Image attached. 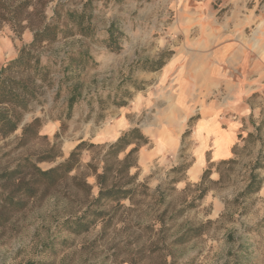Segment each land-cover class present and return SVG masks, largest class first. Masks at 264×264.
Masks as SVG:
<instances>
[{"label": "rangeland", "instance_id": "374dc122", "mask_svg": "<svg viewBox=\"0 0 264 264\" xmlns=\"http://www.w3.org/2000/svg\"><path fill=\"white\" fill-rule=\"evenodd\" d=\"M87 1L53 0L42 8L33 0L22 13L23 29L13 27L8 10L0 9V69L31 43L42 22L50 21L57 2L81 11ZM86 14L94 27L91 37H60L40 49L43 64L49 59L51 87H43L42 103L33 104L20 127L0 140V172L52 147L57 157L38 163L42 170L63 162L80 142L94 148L82 153L81 168L49 194L22 210L4 211L0 264H264V203L259 192L241 195L255 164L254 173L264 183V129L255 132L264 119V93L248 98L254 111L237 128L229 157L209 162L205 145L208 162L201 175L194 181L187 172L200 148L196 131L202 104L225 100L218 90L208 91L204 80L216 50L210 44H225L231 35L241 40L264 27V0L94 1ZM112 23L117 51L104 45ZM163 52L170 54L160 70H139ZM69 56L74 57L70 65ZM196 73L202 85L208 84L201 98ZM71 89L79 97L66 117ZM119 100L126 105L115 106ZM35 118L41 120L38 137L20 145L22 126ZM131 128L149 140L130 169L147 189L120 205L91 204L99 189L85 165L100 172L106 146ZM73 176L85 177L89 194L75 186ZM4 186L0 181V189ZM203 188L207 192L199 198ZM89 209L102 211V217L87 232L74 233L70 220ZM197 227L199 235L180 239Z\"/></svg>", "mask_w": 264, "mask_h": 264}, {"label": "trees", "instance_id": "16d2710c", "mask_svg": "<svg viewBox=\"0 0 264 264\" xmlns=\"http://www.w3.org/2000/svg\"><path fill=\"white\" fill-rule=\"evenodd\" d=\"M36 1L38 5L44 8L47 3L53 0ZM94 1L120 3L123 0H88L81 11L67 8L62 3L57 2L50 21L47 23L42 22L34 30L31 43L23 45L19 49L17 57L0 69V140L7 138L20 127L24 115L31 111L33 104L42 103L41 90L43 87H51L49 82V59L47 58L46 64H43L40 49L51 46V43L60 37L67 38L74 34L91 37L94 34V27L89 22L86 14V10ZM32 3L33 0H0V9L8 10L10 14L9 21H11L13 27L17 25L20 29H23L27 25L22 24L24 21L22 20V13ZM115 32L112 23L104 39L105 47L111 51L119 49V44L114 38ZM169 54L163 52L156 60L142 62L139 70H160ZM78 56L81 59L89 57L86 54H78ZM67 61L70 65L74 61V57L69 56ZM59 91L58 87L56 95L59 94ZM68 95L66 117H70L79 97L74 89H71ZM114 103L117 107L126 105L123 100ZM40 126L41 120L38 118L24 124L19 144L24 146L32 139L37 138ZM263 129L264 119L255 127V132L259 133ZM252 137V134L248 135V138ZM148 143V138L138 128H131L123 132L113 143L106 146L100 158L102 163L100 172L90 163L85 165V168L90 170L89 175L95 178L99 189L98 196L92 200L91 204L101 206L114 203L120 205L122 201H132L133 195L140 188L147 189L145 184L137 182L136 174L130 175V169L137 166L138 151ZM91 148H94V146L80 142L63 162L50 169L42 170L37 166L38 163L51 162L57 157L53 154L52 147L47 152L37 156L35 160L32 157L22 158L13 169L0 172V181L6 184L0 189V217H3L2 215H4L6 209L22 210L30 200L43 197L57 188L64 180L69 178L72 172L81 168V155ZM120 154H124L122 159H119ZM257 168H259L258 164H255L250 170L248 183L241 193L242 196L253 195L260 191L262 179H259L254 173ZM209 174V169L203 172L200 183L196 185L197 188L201 189ZM71 180L74 181L79 190L86 194L90 193L91 187L86 183L85 177L79 180L76 176H73ZM206 192L207 189L203 188L199 198ZM102 215L103 212L100 210L89 209V211L83 212L81 216L70 220L69 223L74 227V233L81 234L87 232ZM262 222H264V218ZM199 231L200 227L189 228L182 233L180 239L184 236H197L200 233Z\"/></svg>", "mask_w": 264, "mask_h": 264}, {"label": "crops", "instance_id": "0c3cea01", "mask_svg": "<svg viewBox=\"0 0 264 264\" xmlns=\"http://www.w3.org/2000/svg\"><path fill=\"white\" fill-rule=\"evenodd\" d=\"M210 46L216 50L212 55V66L204 80H209L208 91L218 90L225 100L201 103V117L196 131L200 136L198 140L200 148L187 170L194 181L199 178L208 162L205 150L210 152L209 162L229 157L230 148L235 143L237 128L241 125L242 119L254 111L248 98L257 93H264V27H256L250 37L244 34L239 40L231 35L225 44ZM195 77L197 88L199 87L197 97L201 98L200 92L203 87L205 90L208 84H201V75L196 73ZM235 115L236 120H232ZM205 145L208 147L205 148ZM259 193L264 203V183Z\"/></svg>", "mask_w": 264, "mask_h": 264}]
</instances>
